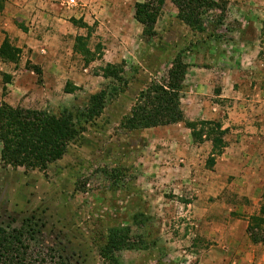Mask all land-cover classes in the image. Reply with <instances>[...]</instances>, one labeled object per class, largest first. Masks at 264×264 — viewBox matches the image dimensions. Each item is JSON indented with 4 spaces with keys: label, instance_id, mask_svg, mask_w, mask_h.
Returning a JSON list of instances; mask_svg holds the SVG:
<instances>
[{
    "label": "rangeland",
    "instance_id": "1",
    "mask_svg": "<svg viewBox=\"0 0 264 264\" xmlns=\"http://www.w3.org/2000/svg\"><path fill=\"white\" fill-rule=\"evenodd\" d=\"M146 1L0 0V103L70 113L77 132L42 169L0 160V239L21 229L27 253L47 264H107L100 251L110 231L127 227L118 264H264V0H222V13L202 14L200 33L163 0L153 36L133 19ZM77 38L91 55L75 52ZM175 56L186 65L183 117L218 122L219 154L182 123L124 126L138 93L160 83ZM107 63L122 65L123 85L102 78ZM194 74L213 119L193 118L203 116L193 108ZM112 86L101 113L83 121L88 97Z\"/></svg>",
    "mask_w": 264,
    "mask_h": 264
},
{
    "label": "trees",
    "instance_id": "2",
    "mask_svg": "<svg viewBox=\"0 0 264 264\" xmlns=\"http://www.w3.org/2000/svg\"><path fill=\"white\" fill-rule=\"evenodd\" d=\"M163 0H148L134 4L133 19L141 25L142 34L153 36L155 18L160 11ZM175 8L176 17L190 30L202 32L204 24L202 14L209 11L224 10L222 0H169ZM220 21V16H217ZM217 21V24L218 22ZM208 28V27H207ZM209 30V28H208ZM215 33V30L212 31ZM211 32V33H212ZM74 46L75 52L81 55H91L84 48V44L77 38ZM93 58H87L89 63ZM186 65L178 56H175L167 71L166 77L156 84L147 86L138 93L129 116L125 119L127 130L148 129L182 123L190 131L194 143L204 138L211 143V155L219 154L224 146L222 142L223 131H220L218 122L213 121H186L180 108L179 91L185 76ZM122 65L105 64L100 68L102 78L121 82ZM118 92L114 86L107 94L100 90L88 97L87 105L78 116L83 121H90L101 113L104 102ZM76 124L72 115L67 112L59 116L49 115L43 111L11 107L0 103V160L13 167L42 169L45 165L59 159L65 152V146L75 135ZM258 216L264 222V192L261 197ZM22 230H13V235L7 239H0V264H47L43 258L27 253L29 246L23 244ZM129 235L127 227L114 228L100 251V256L107 264H118L113 253L126 248ZM252 242H257L255 234L250 233ZM33 249V246L32 248ZM53 264H65L63 261Z\"/></svg>",
    "mask_w": 264,
    "mask_h": 264
},
{
    "label": "crops",
    "instance_id": "3",
    "mask_svg": "<svg viewBox=\"0 0 264 264\" xmlns=\"http://www.w3.org/2000/svg\"><path fill=\"white\" fill-rule=\"evenodd\" d=\"M193 56V55H192ZM208 58V57H207ZM191 67H189L190 68V70H194V69H196V66H194V65H190ZM199 70H201L200 69V67L198 68ZM207 70V69H206ZM207 72H208V70H207ZM197 74H194V75H189V76H191V82H193V85H195V91L193 92V97L195 98V101H196V103H193L194 105H193V108L195 109L196 107H198L200 110H199V112L201 113V114H203V116H199L198 115V109H197V111L195 110V113H196V115H194L193 116V118H200V119H203V118H206V119H213V118H215L216 117V113H217V108H215V106L214 105H212V106H210V105H208V102L207 101H205V99L204 98H202V97H200L199 96V94H200V92H198L197 91V89H198V79L199 78H197L198 76H196ZM185 77V76H184ZM74 85L76 86V84L74 83ZM20 86V85H19ZM17 87V86H16ZM21 88H23V86L21 87ZM223 91V90H222ZM218 97H221L220 95L218 96ZM211 110V111H210ZM184 113H185V111H184ZM174 124H172V125H168L167 127H171V126H173ZM151 129H153V128H151ZM177 143V142H176ZM174 144V143H173ZM178 144V143H177ZM177 144H174V147H175V150H177V149H179V146L177 145ZM251 188V186H249L247 183H246V181H244V180H242V182H241V188H240V190H241V192H247L249 189Z\"/></svg>",
    "mask_w": 264,
    "mask_h": 264
},
{
    "label": "built area",
    "instance_id": "4",
    "mask_svg": "<svg viewBox=\"0 0 264 264\" xmlns=\"http://www.w3.org/2000/svg\"><path fill=\"white\" fill-rule=\"evenodd\" d=\"M66 8H74L76 6V0H60Z\"/></svg>",
    "mask_w": 264,
    "mask_h": 264
}]
</instances>
